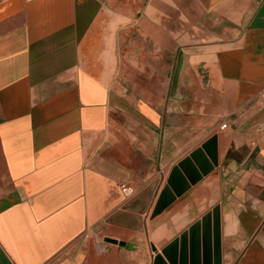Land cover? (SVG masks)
<instances>
[{
  "label": "crops",
  "instance_id": "obj_1",
  "mask_svg": "<svg viewBox=\"0 0 264 264\" xmlns=\"http://www.w3.org/2000/svg\"><path fill=\"white\" fill-rule=\"evenodd\" d=\"M263 87L264 0H0V249L264 264Z\"/></svg>",
  "mask_w": 264,
  "mask_h": 264
},
{
  "label": "water",
  "instance_id": "obj_2",
  "mask_svg": "<svg viewBox=\"0 0 264 264\" xmlns=\"http://www.w3.org/2000/svg\"><path fill=\"white\" fill-rule=\"evenodd\" d=\"M158 182H154L145 189H143L135 198L129 201L122 210L116 212L111 216L107 222L123 227L131 228L137 231H143V222L141 214L145 213L148 209L150 201L154 195ZM127 211L138 213V215L130 214ZM106 242L119 243L117 239L106 237ZM0 264H11L8 258L0 249Z\"/></svg>",
  "mask_w": 264,
  "mask_h": 264
},
{
  "label": "built area",
  "instance_id": "obj_3",
  "mask_svg": "<svg viewBox=\"0 0 264 264\" xmlns=\"http://www.w3.org/2000/svg\"><path fill=\"white\" fill-rule=\"evenodd\" d=\"M261 97L264 99V87L262 88L261 90ZM228 126V124L226 122H222L220 124V128L221 129H226ZM121 189L123 191V193L126 195V196H132L133 194L136 193L137 189H136V186L133 185V184H129V183H124L122 184L121 186ZM102 231H99V230H95V229H90L88 230V232L86 233V236L87 237H90L92 240L96 241V242H101L104 240V236L103 234L101 233Z\"/></svg>",
  "mask_w": 264,
  "mask_h": 264
},
{
  "label": "rangeland",
  "instance_id": "obj_4",
  "mask_svg": "<svg viewBox=\"0 0 264 264\" xmlns=\"http://www.w3.org/2000/svg\"><path fill=\"white\" fill-rule=\"evenodd\" d=\"M102 230L99 229V231H102ZM101 233L103 234V236L107 234V232L105 230L103 232H101Z\"/></svg>",
  "mask_w": 264,
  "mask_h": 264
}]
</instances>
